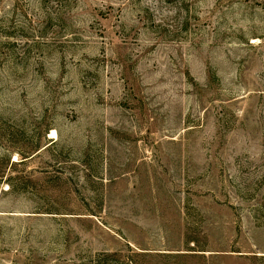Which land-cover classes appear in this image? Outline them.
I'll use <instances>...</instances> for the list:
<instances>
[{"label": "rangeland", "instance_id": "rangeland-1", "mask_svg": "<svg viewBox=\"0 0 264 264\" xmlns=\"http://www.w3.org/2000/svg\"><path fill=\"white\" fill-rule=\"evenodd\" d=\"M0 264H264V0H0Z\"/></svg>", "mask_w": 264, "mask_h": 264}]
</instances>
